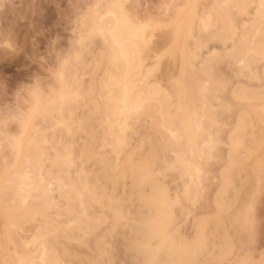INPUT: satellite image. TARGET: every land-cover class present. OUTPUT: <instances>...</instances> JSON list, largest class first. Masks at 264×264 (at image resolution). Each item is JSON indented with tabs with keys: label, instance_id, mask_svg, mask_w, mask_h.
<instances>
[{
	"label": "bare ground",
	"instance_id": "obj_1",
	"mask_svg": "<svg viewBox=\"0 0 264 264\" xmlns=\"http://www.w3.org/2000/svg\"><path fill=\"white\" fill-rule=\"evenodd\" d=\"M103 1L105 2L95 1L83 12L75 40L77 45L85 47L89 41L92 43L94 38L100 37L104 47L96 50L93 58L86 67L84 66L85 69L82 68V73L79 70L77 73L70 71L71 69L62 70L63 72L59 69L61 72L57 75L60 87L52 88L57 91H50L53 92L52 95L49 93L50 99L46 96L43 99V95L38 93L39 96L34 94L37 97L34 96L33 103H29L31 112L24 114L22 120L25 122L22 124L23 130L20 136L17 135L14 139L15 144L12 142V150H16V154L12 153L16 158L13 162L17 161V166L14 163L11 167L15 166V171L11 172L12 175L8 173L10 177L8 175L7 180L4 178L3 181L0 176L3 181L0 183V206L4 216L10 220L5 218L11 222V227L17 226L21 231L26 224L30 225L25 227L30 234L24 236L26 239L23 238L22 243L31 250L24 252V249L23 255L19 257L20 261L24 264H72L70 260L73 259V253L69 252V248H64L66 246H60L59 243L64 244L58 238L83 246L87 243L86 236L92 235L97 228L102 227L101 224L109 220L111 222L112 219L110 224L116 230L123 224L126 227L125 224L128 225L129 221H132L130 225L135 226L129 230L134 231V239L130 241L136 258L133 263L226 264L235 257V246L233 247L228 236L225 216L235 200L241 196L239 192L244 184L248 183L246 180L249 175L245 173L242 176L246 170L244 163L263 147L264 130L256 129L259 124H255L253 113L247 110L249 108L238 112L234 128L227 137L226 162L219 172L213 211L195 213L193 208L200 202V190L203 186V160L208 162L213 159V151L220 143L212 129L219 122L216 112L222 106L223 100L217 94L224 90V82L217 74L215 66L221 54L216 48L211 50L212 48L207 47L209 40L221 42L225 50L224 58L237 66L240 71L238 73L247 71L250 75L257 76L253 72V65L258 57L264 56V0H211V8L204 4L206 7L201 8L202 10L198 9L200 0H180L182 3L176 5L172 14L166 15L167 19L164 21L162 19L166 28L164 38L161 44H158L159 49L157 47L158 50L151 56L145 53L148 39L146 40L143 33L144 25L136 23L129 15L127 3L130 0H107L102 5ZM238 15L248 17L240 24L236 20ZM205 48L208 52L202 56L200 52ZM81 53L76 54L80 57L78 60L82 58L83 61L84 56ZM149 59H152V62ZM165 59H169L170 64L172 62L167 76L166 73H161L166 78L159 75ZM100 70L103 74L99 76ZM262 73L264 74V70ZM256 78L258 80V77ZM233 88L231 94L240 102L264 103V89L258 92L256 88L248 89L241 84ZM95 92L99 100L91 97ZM79 102L83 104H78ZM216 102L220 104L217 105ZM75 103L78 107L73 109ZM263 108L261 112H264ZM100 113L103 114L101 124L103 133L105 132V138L101 137L104 141L101 148L105 150V147H108L112 156L106 157L109 154H99L102 151L90 148L88 161L93 158L95 163L103 164L102 168L100 167L103 176H106L107 183L111 181V184L115 185L116 190L118 185L126 186V182H129L136 194L139 193L137 198L146 210H141L136 217L129 216V210H124L125 207L119 200L121 195L119 199L118 194L112 197L113 194L109 193L108 198L104 197V194L99 195L102 199H107L105 203L101 197L97 199L98 193L95 192L98 190L92 187L91 182H98V178L89 181L90 178L88 180L86 176L82 177L83 174L71 176L69 170L64 172L63 167L67 166L68 169L73 166L76 157L79 159L85 156L88 148L77 151L74 156V144L78 139L72 138L69 141L59 135L56 139V132L74 131L87 136L89 134L86 125L94 115ZM34 115H39L37 118L42 117L43 120H52L50 128L54 130V134L49 136L51 138L36 130L38 119H32L36 117ZM32 120H35L37 125H34ZM137 123L148 132L137 140L139 143L136 146L127 150L131 134L140 128L135 127ZM22 133L26 136L24 139ZM89 136L86 137L87 140L84 139V143L89 141ZM80 138L82 136H79ZM83 146L86 147L84 144ZM78 161L82 167L84 161ZM5 169L9 172V168ZM166 171L176 172L181 181V190L176 191L175 195H172L165 180ZM78 173H81V170ZM97 184L94 183L93 186ZM111 184L109 185L112 186ZM101 186L103 183L99 185L103 188ZM122 186L121 191L125 193ZM107 189L99 190L102 192ZM100 191L99 194L105 192ZM131 192L133 193L132 190ZM123 199L121 198L122 201ZM182 199L191 206L185 215L187 220L191 217L192 233L189 235L183 233L175 212V206L181 205ZM91 202L98 203L97 206L100 204L103 207L101 210L107 208L104 211H109V215L112 214L113 217L108 219V215L103 212L99 216L98 213L95 214L91 209ZM248 202L241 208H245L242 218H249V212H252L247 210ZM241 216L239 212L238 221ZM50 237L54 240L57 238V242L50 241ZM85 247L89 248L87 245ZM99 248L101 250L100 246ZM100 252L98 253L101 254ZM94 254L96 256V253ZM85 255L88 260L80 258L83 264H110L109 261H104L107 256L103 252L101 257L104 255V260L98 256L89 258V255ZM260 258L258 263L243 256L238 261L235 260V264H264V254ZM20 261L18 262L21 263Z\"/></svg>",
	"mask_w": 264,
	"mask_h": 264
},
{
	"label": "rangeland",
	"instance_id": "obj_2",
	"mask_svg": "<svg viewBox=\"0 0 264 264\" xmlns=\"http://www.w3.org/2000/svg\"><path fill=\"white\" fill-rule=\"evenodd\" d=\"M95 1L97 2L98 0H0V176L3 178V181H4V178H6L9 174L12 175L11 173L12 171H15L13 170L15 166L11 167L12 164L17 163L16 160H15L16 162H13L14 159H16L14 158L15 157L14 155L16 154L15 153L16 150L15 149L12 150V145L14 143V139H16L17 135L21 134L23 130L22 124L23 123L25 124V122L22 121L24 120L23 119L24 114L26 115L28 111H29L28 112L29 114L31 112L29 110L31 109L29 108V103L31 104L32 100L34 101V99H32L35 96L34 94L38 93L40 96L43 95L42 98L43 97L45 98L46 96V97H49L50 99L52 93L57 91V90L53 91V89L55 87L56 88L60 87L59 86L60 82L58 81L59 72H61L62 70L69 71V69H71L70 71L73 70L74 72L78 73V70L79 72L81 70H84L85 69L84 66L88 64L90 59L93 58L92 55H94V53L97 52L96 50L97 49L99 50L104 47V45H102L103 43L100 37L94 38V41L92 40V43L91 41H89L88 42L89 46L86 45L85 47L83 46L81 47L80 45H77L78 44L76 42L77 40H75V38L77 37L76 36L77 30H79L78 23H80V17L82 16V14H84L83 12L89 6H92V4ZM106 1L107 0H105V2ZM182 1L184 2V0ZM182 1L180 0H130L128 1L127 7L130 13L129 15H131L132 16L131 18H133L132 20L135 21L136 23L144 25L145 30L143 29L144 30L143 33L145 35L146 40L148 39L147 40L148 44L146 45L147 47L145 46V53L151 56L152 54H154L153 52L155 50L159 49L160 47L159 45L161 44L160 42L161 40L163 41V38H164L163 36L166 31V28L163 26L164 25L163 21L167 19L166 17L169 16V14H172L173 9L179 6L178 4L182 3ZM209 1L213 3V1L211 0H208V1L200 0L198 4V6L200 5L199 6L200 8L198 9H201V8L204 9L206 7L204 4H206L207 6H210L211 8L212 4ZM105 2L103 1L102 5ZM252 10L253 9L251 7L250 11L252 12ZM247 17L246 16L240 17V15H238L237 16L238 19L236 18V20L237 22L241 24L243 20L247 19ZM209 41L210 42L208 43L209 46L207 47V49L212 48L211 50H213L214 48H216L221 54V58L219 57L220 59L217 60L215 66H216V72H218L217 74L220 76V78L224 82V87L222 88L224 90H222L221 92L217 94L219 97H222L223 100L221 101L222 106L220 105L221 107H219L216 112V116L219 122L216 125H214L212 129L214 131L215 137L220 140V143L213 151L214 158L209 160L208 162H206V160L204 162L203 160V163H204L203 167L205 171L202 174V183H203L202 185L203 186L201 185L202 187L200 190V202L196 206V208H193V211L199 214L209 213L213 211V198L218 190L219 172L221 170V167H223L226 162V152L228 148L227 147V142H228L227 137H228V134L231 133V129L233 130L234 128L233 126L236 122V116L238 112L242 109L249 108L247 110L248 111L250 110V112L253 113L251 114H252L253 120L255 121V124L257 125L259 124L257 126L259 128H256V129L262 128L264 130V118H263L264 112H261L262 108L264 107V103L261 104L262 102L260 103L248 102L249 104H247L246 102H243V101L240 102V100L236 99L231 94L232 93L231 91L234 89L233 87H236L239 84H241V86L246 87L248 89L256 88L258 92L263 91L264 74L262 73V71L264 70L263 68L264 67V56L260 58L258 57L256 59L257 61L255 60V63H254L255 65H253V72L256 73L257 76L255 74L250 75V73L247 71H244L243 73L241 72L240 74L238 73L239 69L236 68L237 66L234 65L232 62L230 64L229 63L230 61L226 57H225L226 59L224 58L225 50L221 42L219 43L217 42V40L214 41L213 39ZM80 48H81V52H83L84 55H82V53L80 52ZM207 49L205 48L203 52L202 51L200 52L202 56L207 54L208 52ZM77 52L81 53V55L84 56L83 61L81 60L82 58L79 59L80 61L78 60V58L80 57L77 56L76 54ZM149 61L152 62V59H149ZM163 61L164 62H162L163 63L162 68L161 70H159L160 71L159 75H161V73H164V74L166 73L165 75L167 76L168 70H169L168 68H171L169 65H171L172 62L170 64L169 59H165ZM81 62H83L84 64L83 63L81 64ZM74 68L75 69L77 68L76 69L77 71H75ZM59 69H61V71ZM82 72L83 71H81V73ZM101 73L102 71L99 72L98 75L100 76L103 74ZM165 75L162 74L161 76H165ZM166 76L164 78H166ZM252 76L253 78H251ZM256 77H258V80ZM50 91H53V92L51 93ZM49 93H51V95ZM91 97L98 98L99 100L98 94L96 92ZM89 98L90 97H86V99H89ZM46 100L47 99H45V101ZM81 103L82 102H79L78 104H81ZM76 104L77 103H75V105L71 104V106L74 105L72 106L73 109L74 108L76 109L78 107V104L77 105ZM219 104L220 102L217 103V105ZM252 104H254L255 106ZM258 104L259 105L261 104V105L257 106ZM29 114H28V117H29ZM38 116H36L35 118H32L35 120L38 119L36 120L37 121L36 123L38 125L35 123V120H32L34 122V125L35 124L37 125V128L36 127L34 128H36V130L38 129L40 131L39 133L41 132L45 133L46 134L45 137L48 136L47 138H51L49 136H52L54 134L53 133L54 130L51 129L52 120L46 118L48 122L47 123L46 120L41 119L42 117L37 118ZM102 120H103V114L102 113L98 115L96 114V116L94 115L93 118L91 119L92 122L89 121L88 124L86 125V130L88 134L91 136L95 134L94 136H92L93 139H91L89 135L86 136V134L84 133L81 134L78 132L76 133L74 131H73L74 133L68 132L66 130H64L66 132L62 131V133L60 131L56 132V136H55L56 139L59 136H62V138L64 136L63 139L69 140V141L72 140V138L73 140L74 138L75 140L78 139V142L74 144V151H73L74 156L77 155L78 153L77 151H80L83 148L84 149L88 148L87 153L85 155L86 157L83 156V157H80L79 159L78 157H76L78 160L84 161L82 163L83 166L81 165L82 167H80L81 163L79 164L80 161L76 159V162L73 163V166L68 167V169H67V166L63 167V169L65 170L64 172L66 173V171L69 170L71 172L70 175L72 174L71 176L73 175L75 176L77 174H80V175L83 174L82 177L86 176L88 180L90 178L89 181H92L93 179L98 178L97 180L98 182H95L94 180V183L96 184L98 183L97 184L98 186L97 185L93 186L94 183L92 181L91 182L92 187L93 188L95 187L94 189H96V191L103 190V188L105 189L108 188V189L104 190L105 192L102 191L104 193L100 191L102 194H99L98 191L95 192V193H98L97 199H100L101 197V200L105 203L107 202V199L105 200L104 197L108 198L107 194L109 195V193H112L113 194V195L111 194L112 197L118 194L117 198L118 197L120 198L121 196H122L121 198H124L123 199L124 202L121 200V198L120 199L118 198L122 202L123 204L122 206L125 207V208L123 207L124 210L125 209L127 211L129 210L128 211L129 216L136 217L138 216L139 213H141V210L142 212L146 210L145 208H144L145 210L142 208L143 205L141 204L140 200H138L139 198H137L139 193L136 194V191L131 188L132 185L129 182H126L127 184H125L127 187L118 185L119 186L118 188V186L116 185L117 186V190H116L115 185H113V183L111 184L110 180H108L110 182L107 183L106 176H103V171L101 169L102 168L101 165L103 164L102 163L98 164L97 162L95 163L96 160L93 158L88 161L87 154L89 153L88 151L90 150V148H95V150L97 151L98 150L102 151V152L98 151L99 154H103V153L106 155L109 154V156H106V157L112 156V155L110 156L111 153H109L110 149L108 147L107 148L105 147V150H103L104 148H101L102 144L104 143L103 139L105 138L104 137L105 132L103 133L104 129H102L103 125L101 124ZM32 124L33 123H30V125ZM137 124L138 125L135 124V127L140 126L139 123ZM39 127L41 130L39 129ZM30 128H28V130H30ZM145 129H146L145 127L140 126V128H137L136 131H133V133L131 134L130 145L129 147H127V150L132 149L134 146H136L137 143H139L138 141L141 138V136L144 135V133L148 132V131L145 132L146 131ZM92 131H94L95 133ZM30 133L31 132L29 131V135ZM22 136H23V133H22ZM79 136H82V138H80L81 140L79 139ZM88 136L91 139V141L88 138L90 142L87 141L84 143V139L87 140L86 137ZM25 137L23 136V139ZM101 137L102 138L104 137V138L101 139ZM94 138H95V141H94ZM90 143L92 144V147L90 146L91 145ZM25 144H26V140H25ZM83 144L86 145V147L83 146ZM12 153H15V154H12ZM250 157L248 158L249 160H247L244 163L245 167L244 166L243 167L246 170H244V173H242V176L243 174L245 175V173L246 175L247 174L249 175L248 180L245 179L249 184L246 183V181L244 180L245 181L244 183L246 184L243 183L244 186L242 185L243 187L241 191L238 189V192L240 191L239 195H241L238 198L239 200L236 199L237 197L235 198L233 196V198L236 199L235 200L236 202H234L235 205L233 203V207L230 210L231 212L229 211V213H227L225 216L226 230H227V233H229L228 236L231 239L230 240L231 244L233 245V247L235 246L234 247L235 257H233L230 262H226V264H235L236 261H238L243 256L245 258L246 257L252 258L251 260H255L253 262H258V261H261L260 257H262V255L264 254V176H262L264 175V164H263L264 163L263 161L264 160V145L263 147H261V149L258 150V152L256 151L253 154V156H250ZM256 162L259 164H257ZM5 168H9L8 169L9 172ZM80 170H81V173H78ZM13 176H14V173H13ZM102 176L105 177V179L102 178ZM165 176H166L165 180L170 186L172 195H175L176 191L179 192L181 190V181L178 178V174L173 171H166ZM1 177H0V181H1L0 183L3 182ZM8 177H10V175ZM244 178H247V177L244 176ZM102 183H103V186L101 187L103 188H100L99 185H101ZM109 184H111L112 186H110ZM120 186L123 187V190H125V193L121 191L122 189ZM96 187H99L100 190L97 189ZM110 188H113V189H110ZM109 190L111 191L108 192ZM128 190L130 191V193ZM131 190L133 191V193L131 192ZM99 195H103L104 196L103 199H102V196H99ZM129 196L131 200H129L130 199ZM133 200L134 202L132 203L131 201ZM182 202L183 203H181V205L179 204L175 206L177 222L181 226L183 233H185L186 235H189L190 233H192V223L190 220L191 217L187 220L185 219L186 218L185 215L187 213L186 210H188L189 208L191 209V206H190V203L187 202L186 200L182 199ZM245 202L249 203L247 204L248 208L246 207L248 212L250 210L252 211V212H249L250 219L246 217L248 218V220L246 218H242L245 215L244 214L245 211L242 212L245 208L243 210L241 208H243V205ZM93 203L95 202H91L92 204L91 209L92 211L94 210L93 211L94 213L95 212L98 213L97 214L98 216L103 212L104 214L108 215V219H111V217H113L111 212H110L111 215H109V211H107V213L106 211H104V209L107 210V208H104L101 210L102 206L100 204L97 206L98 203H95V204ZM250 206H252L251 209H249ZM0 209H1V206H0ZM239 212L242 215L241 219H239L240 221H238V217H237V214H239ZM5 217L6 216H4L3 211L1 209L0 210V264H8V263L10 264L11 262L12 264H24L22 261H20L19 257L21 256L22 253L29 252L31 250V248L29 249L28 247H26V245L24 247V243H22L24 236H28L30 234L27 232V229L25 230V227H27V225L29 224H26V226L24 224L25 227L22 228L23 230L21 231V228L17 226L11 227L12 226L10 225L11 222L8 221L10 219L6 217L8 219L7 220ZM3 221L6 223H4ZM112 222H113L112 219H111V222L110 220L105 221L104 222L105 224H101L102 227L100 226L99 228L95 230V232L92 235H88L85 237V241L87 242L85 245H87V247H89L90 249L86 248L85 245L80 246L77 243L75 245V242L73 243L70 240L67 241L66 239L58 238L64 244V245H61V243H59L60 241L58 240L59 241L58 243L60 244V246H63V247L66 246L64 248L66 249L69 248V252L73 253L71 254L72 255L71 258L73 259L70 260V263L83 264L82 259L85 258L84 257L85 254H86L85 256L89 255V258H91L90 256H94L95 258H98V257L100 258L103 252L107 256L108 260L107 258L106 259L104 258V255L101 258H103V260L105 259L104 261L106 262L109 261L110 264H136V263H133V262H136V260L134 261L135 255L130 245L131 244L130 241H133L132 239H134L132 238L134 236V231L130 232L131 229L135 227L134 224L130 225L132 221H129L128 225L125 224L126 227H124V224H123V226L121 225V227L120 226H118V228L116 227L117 228L116 230L115 228L114 229L112 228V224H110ZM129 236H131L130 237L131 239L129 238ZM51 238L52 237H50V241L51 240L53 241L54 239H51ZM24 239H26V237ZM54 242H57V238L56 240H54ZM96 242L101 247V250L98 244H96ZM102 242L104 245L102 244ZM125 249L127 250L125 251ZM97 251L98 252L101 251L100 252L101 254H99ZM93 252L96 253V256ZM73 255H75L74 256L75 258L73 257ZM85 259L88 260V257H86ZM18 261H20L21 263H19Z\"/></svg>",
	"mask_w": 264,
	"mask_h": 264
}]
</instances>
